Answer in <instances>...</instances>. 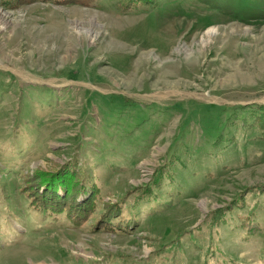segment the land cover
I'll use <instances>...</instances> for the list:
<instances>
[{
    "label": "rangeland",
    "instance_id": "obj_1",
    "mask_svg": "<svg viewBox=\"0 0 264 264\" xmlns=\"http://www.w3.org/2000/svg\"><path fill=\"white\" fill-rule=\"evenodd\" d=\"M2 11L0 264H264V0Z\"/></svg>",
    "mask_w": 264,
    "mask_h": 264
},
{
    "label": "bare ground",
    "instance_id": "obj_2",
    "mask_svg": "<svg viewBox=\"0 0 264 264\" xmlns=\"http://www.w3.org/2000/svg\"><path fill=\"white\" fill-rule=\"evenodd\" d=\"M7 15H9V13L6 12V11L5 12L4 11L0 12V20L4 19ZM211 32H212V30L210 29V31L208 30L206 33L209 34ZM136 70H137V67L131 71L132 74L135 73Z\"/></svg>",
    "mask_w": 264,
    "mask_h": 264
}]
</instances>
